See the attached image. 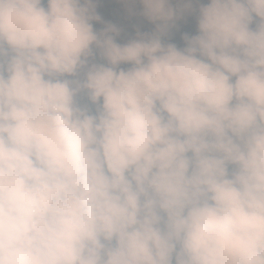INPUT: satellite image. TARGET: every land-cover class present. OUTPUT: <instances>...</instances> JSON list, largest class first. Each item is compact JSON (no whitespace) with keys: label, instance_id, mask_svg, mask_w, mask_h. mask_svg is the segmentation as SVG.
I'll use <instances>...</instances> for the list:
<instances>
[{"label":"clouds","instance_id":"9594fccd","mask_svg":"<svg viewBox=\"0 0 264 264\" xmlns=\"http://www.w3.org/2000/svg\"><path fill=\"white\" fill-rule=\"evenodd\" d=\"M102 2L0 0V264H264V0Z\"/></svg>","mask_w":264,"mask_h":264},{"label":"rangeland","instance_id":"374dc122","mask_svg":"<svg viewBox=\"0 0 264 264\" xmlns=\"http://www.w3.org/2000/svg\"><path fill=\"white\" fill-rule=\"evenodd\" d=\"M99 10L103 13L105 18L109 21L118 23L124 31L121 36L118 37V42H126L127 39L134 38L136 29L139 28L141 31H151L154 30L155 25L148 21L143 16L136 14L133 15L129 9H135L138 13L142 8L139 4L126 3L125 0H103V2L98 5ZM182 28L178 31L180 47L183 46L182 33L188 32L189 34H196L197 32V21L195 15L189 16L185 21H180ZM177 43V37L167 41Z\"/></svg>","mask_w":264,"mask_h":264},{"label":"trees","instance_id":"16d2710c","mask_svg":"<svg viewBox=\"0 0 264 264\" xmlns=\"http://www.w3.org/2000/svg\"><path fill=\"white\" fill-rule=\"evenodd\" d=\"M179 24H180L179 30H173V33L169 37L166 38L167 41H170V40L174 39L175 37H177L178 46L180 45V42H179V39H178V36L180 34H178V31H180V29L182 28L181 22H179Z\"/></svg>","mask_w":264,"mask_h":264}]
</instances>
